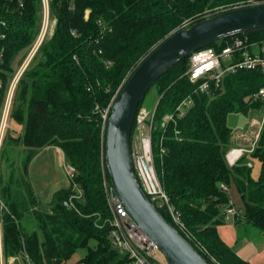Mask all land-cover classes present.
I'll list each match as a JSON object with an SVG mask.
<instances>
[{
    "label": "trees",
    "instance_id": "obj_1",
    "mask_svg": "<svg viewBox=\"0 0 264 264\" xmlns=\"http://www.w3.org/2000/svg\"><path fill=\"white\" fill-rule=\"evenodd\" d=\"M250 1L48 0L54 31L36 49L12 99L10 114L22 132L10 136L9 144L21 159L19 165L9 159L7 179L0 173L3 264H19V259L24 264H67L81 248L86 254L74 264L121 260L109 239L103 114L139 62L169 34L202 20L200 14L209 5L232 8ZM42 20V0H0L4 90L15 75L14 64L22 65L33 48ZM246 35L264 39V31ZM187 68L188 57L154 82L153 118L144 120L145 131L151 122L159 180L184 230L172 222L165 207L156 208L210 264H248L222 241L217 226L230 205L222 185L232 181L243 201L241 214L239 210L243 223L264 231V120L253 150L234 165L226 159L233 135L228 115L264 108L257 95L264 74L241 70L226 75L217 88L196 92ZM187 97L192 104L180 113L177 108ZM137 124L136 119L132 133ZM50 146L62 150L74 171L69 187L58 190L45 205L32 187L28 168L32 158ZM248 159L260 163L256 178L250 175Z\"/></svg>",
    "mask_w": 264,
    "mask_h": 264
},
{
    "label": "water",
    "instance_id": "obj_2",
    "mask_svg": "<svg viewBox=\"0 0 264 264\" xmlns=\"http://www.w3.org/2000/svg\"><path fill=\"white\" fill-rule=\"evenodd\" d=\"M257 31H264V3L227 9L178 29L139 62L110 103L103 132V158L110 184L136 226L157 245L169 264L210 263L164 218L135 175L131 135L138 106L154 82L192 52Z\"/></svg>",
    "mask_w": 264,
    "mask_h": 264
},
{
    "label": "built area",
    "instance_id": "obj_3",
    "mask_svg": "<svg viewBox=\"0 0 264 264\" xmlns=\"http://www.w3.org/2000/svg\"><path fill=\"white\" fill-rule=\"evenodd\" d=\"M252 1L245 6L264 3V0ZM42 3L44 8L46 5L45 10H47L48 0H42ZM237 7L239 6H232V8ZM45 22L46 20L43 19L39 36L33 48L14 77L10 80L5 90L4 83L0 78V111L2 114L0 120V144L7 128L6 123L10 116L12 99L17 81L40 43L45 39L47 29ZM0 24H3V22L0 21ZM241 70H258L264 74V39L254 40L248 35L242 34L233 36L230 40L217 47L210 45L202 47L188 56V68L185 74L188 76L189 81L196 85V92H206L212 86L215 88L219 87L226 75L234 74ZM257 95L264 101V86L259 88ZM191 104V98L187 97L180 103L177 109L182 113L185 108ZM108 110L109 107L103 114L104 119H106L108 115ZM170 117L171 116H168L166 118ZM149 118L152 121V116ZM137 123L138 125L142 124L140 121H137ZM150 130L151 122L149 123L147 131H144L145 134L140 144L134 149L131 148L135 175L148 199L155 206L165 207L172 222L180 228V230H184V225L180 221V215L170 206L167 194L159 180L153 162ZM252 147H254V145H252ZM248 151L249 149L244 148H231L226 153V159L230 165H234ZM247 165L251 166L249 162H247ZM67 167L69 169V175L72 176L74 169L70 166ZM103 185L107 205L111 214L112 227L109 233V239L111 245L118 251L121 257V260L115 264H169L157 245L149 240V238L136 226L125 203L114 192L109 179L104 178ZM222 187L226 189V186L222 185ZM237 215H239V210L230 204L224 210L223 219L224 221H228L231 217L235 218Z\"/></svg>",
    "mask_w": 264,
    "mask_h": 264
},
{
    "label": "rangeland",
    "instance_id": "obj_4",
    "mask_svg": "<svg viewBox=\"0 0 264 264\" xmlns=\"http://www.w3.org/2000/svg\"><path fill=\"white\" fill-rule=\"evenodd\" d=\"M47 1V0H46ZM261 1V0H253ZM48 6V4H47ZM230 5H209L203 12L200 14L201 18H208L213 15H216L220 12H223L227 9H230ZM46 8V5H45ZM43 7V19L46 20V36L45 39H48L53 31L55 21L49 18L48 9L45 10ZM19 63H15L13 66V73L16 74V71L20 68ZM150 90V89H149ZM157 102V98L155 97V93L152 92V89L147 92L143 98L142 106L137 115V121L142 123L141 125L137 124L136 129L132 133V146L131 148H136L143 138L145 134V124L146 119L152 116L154 112V104ZM156 105V104H155ZM110 106V105H109ZM108 106V107H109ZM154 106V107H152ZM107 107V108H108ZM13 107L11 108L12 111ZM152 111V112H151ZM1 111H0V120H1ZM264 117V108H252L246 114L240 112H233L228 115V125L233 130L232 139L239 140L240 144L244 142L247 146L251 145V143L257 138L258 130L260 124L263 123ZM145 120V121H144ZM7 128L4 132L2 142L0 144V173L7 179L9 175V159H15L14 165L20 164V159H16L17 150L9 144V137L13 135H19L22 132V128L18 125L10 116L7 119ZM237 148V147H236ZM253 150V147L249 148V151L245 154H249ZM252 167L250 168V175L253 178H256L259 174L260 164L256 159L251 160ZM29 179L31 184L33 185V189L41 202L43 204H48L52 201L53 196L58 190L66 189L70 185L69 179V169L65 162L63 152L59 147L50 146L40 150L37 153V156L33 157L29 162ZM226 192L229 197V203L235 207L237 210L241 211L243 209V201L238 193L234 183L231 181L229 185L226 186ZM1 208L3 207L0 201ZM232 218L228 223H225V226L233 225ZM223 225V227H224ZM92 245V242H91ZM86 250L84 248L78 249L68 260V264H74L78 260H80L86 254ZM9 262L13 261V258L8 259ZM19 264H24V262L19 259ZM0 264H3L2 256L0 255Z\"/></svg>",
    "mask_w": 264,
    "mask_h": 264
},
{
    "label": "crops",
    "instance_id": "obj_5",
    "mask_svg": "<svg viewBox=\"0 0 264 264\" xmlns=\"http://www.w3.org/2000/svg\"><path fill=\"white\" fill-rule=\"evenodd\" d=\"M260 128L261 127L259 126V129ZM259 131L260 130H258V133ZM256 139L249 146H247L244 142L240 144L239 140L237 139L236 140L231 139V148L237 147V148L249 149L250 147H252V145L255 144ZM36 156L37 154L35 155V157ZM251 160L252 159H248V162L252 167ZM231 218L234 224L225 226L224 224L228 223ZM231 218L228 221H224L223 223L217 226V231L222 241H224L232 249L234 253H236L240 258L245 260L248 264H264V231L251 227L249 225H245L243 223L240 214L237 215L235 218L234 217ZM0 255H1V226H0Z\"/></svg>",
    "mask_w": 264,
    "mask_h": 264
}]
</instances>
